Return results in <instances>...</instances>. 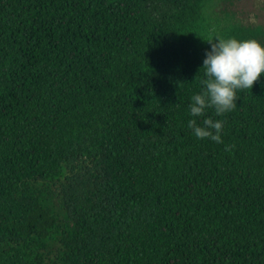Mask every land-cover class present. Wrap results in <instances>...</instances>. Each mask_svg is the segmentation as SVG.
Here are the masks:
<instances>
[{"label":"trees","instance_id":"16d2710c","mask_svg":"<svg viewBox=\"0 0 264 264\" xmlns=\"http://www.w3.org/2000/svg\"><path fill=\"white\" fill-rule=\"evenodd\" d=\"M213 37L264 45L214 0H0V264H264V74L190 116Z\"/></svg>","mask_w":264,"mask_h":264},{"label":"clouds","instance_id":"9594fccd","mask_svg":"<svg viewBox=\"0 0 264 264\" xmlns=\"http://www.w3.org/2000/svg\"><path fill=\"white\" fill-rule=\"evenodd\" d=\"M202 60L204 75L201 92L192 95L189 115L201 117L206 108H213L220 116L236 107L238 89H250L264 74V45L255 39L237 40L232 37H213L207 40ZM188 127L197 138L221 142L223 121L205 116L202 124L189 119Z\"/></svg>","mask_w":264,"mask_h":264},{"label":"rangeland","instance_id":"374dc122","mask_svg":"<svg viewBox=\"0 0 264 264\" xmlns=\"http://www.w3.org/2000/svg\"><path fill=\"white\" fill-rule=\"evenodd\" d=\"M217 15L264 29V0H214Z\"/></svg>","mask_w":264,"mask_h":264}]
</instances>
